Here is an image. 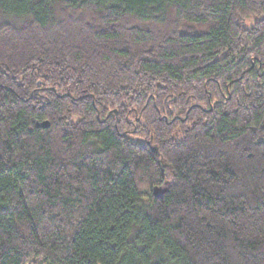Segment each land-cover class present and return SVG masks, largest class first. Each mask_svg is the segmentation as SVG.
Returning <instances> with one entry per match:
<instances>
[{"label": "trees", "instance_id": "obj_1", "mask_svg": "<svg viewBox=\"0 0 264 264\" xmlns=\"http://www.w3.org/2000/svg\"><path fill=\"white\" fill-rule=\"evenodd\" d=\"M0 264H264V0H0Z\"/></svg>", "mask_w": 264, "mask_h": 264}, {"label": "water", "instance_id": "obj_2", "mask_svg": "<svg viewBox=\"0 0 264 264\" xmlns=\"http://www.w3.org/2000/svg\"><path fill=\"white\" fill-rule=\"evenodd\" d=\"M42 125L43 126H49L50 125V123H49V121H44L43 123H42ZM165 191V188L164 187H159V186H156L155 188H154V194L155 195H157V196H162V194H163V192Z\"/></svg>", "mask_w": 264, "mask_h": 264}, {"label": "rangeland", "instance_id": "obj_3", "mask_svg": "<svg viewBox=\"0 0 264 264\" xmlns=\"http://www.w3.org/2000/svg\"><path fill=\"white\" fill-rule=\"evenodd\" d=\"M254 22H255L254 18H250V19L244 20L245 26H247L249 28L253 26Z\"/></svg>", "mask_w": 264, "mask_h": 264}]
</instances>
